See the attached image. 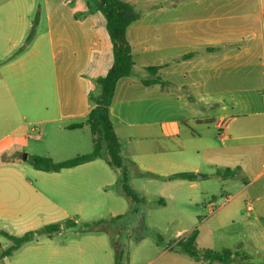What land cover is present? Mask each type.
<instances>
[{
  "label": "rangeland",
  "instance_id": "obj_1",
  "mask_svg": "<svg viewBox=\"0 0 264 264\" xmlns=\"http://www.w3.org/2000/svg\"><path fill=\"white\" fill-rule=\"evenodd\" d=\"M138 1V10L158 5ZM159 3L167 8V0ZM0 5V143L19 134L21 139L17 151L3 154L1 161H13V186L20 178L24 197L42 202V213L34 220L0 222V231L20 237L51 224L62 227L52 237L42 236L3 259L12 241L0 234V264H115V260L125 264L129 250L153 247L160 236L165 239L161 245L179 250L175 243L193 231L198 249L225 251L213 250L210 242L216 220L228 215V196L191 208L170 204L165 210L155 203L165 185L145 168L174 171L150 156L167 146L157 130L142 140L137 130L117 126L130 187L144 198L133 206L122 191L121 172L102 159L59 173L37 171L23 159L39 156L60 163L93 151L88 125L68 127L85 122L88 105L94 108L101 99L98 80L114 64L113 42L97 0H0ZM53 41L58 44L56 59ZM124 85L121 82L117 90ZM131 93L136 92L127 96ZM122 103L124 116L148 107L139 97L129 96ZM105 183L112 185L108 194L100 191ZM112 210L119 211V219L112 217ZM71 223L75 225L68 227ZM52 253L53 262L48 260Z\"/></svg>",
  "mask_w": 264,
  "mask_h": 264
},
{
  "label": "crops",
  "instance_id": "obj_2",
  "mask_svg": "<svg viewBox=\"0 0 264 264\" xmlns=\"http://www.w3.org/2000/svg\"><path fill=\"white\" fill-rule=\"evenodd\" d=\"M153 1L158 5L143 10L136 8L141 1H124L141 17L126 33L132 75L118 82L125 85L116 88L110 103L115 132L117 126L134 129L143 140L159 131L167 146L150 156L174 171L145 168L165 185L154 202L167 210L170 204L191 208L228 196V215L216 220L210 248L233 250L231 264H264V0H167V8ZM57 47L53 41V59ZM150 67L160 68L166 86L143 85ZM130 92L148 107L124 116L122 101ZM91 109L88 105L86 117ZM19 140L20 134L0 143L1 223L22 224L42 213L41 200L24 197L20 178L13 186V161H1L17 151ZM179 173L196 178L168 180ZM111 186L102 184L100 191L108 194ZM119 214L112 210V217ZM142 242L143 237L137 243ZM164 242L160 236L153 247L129 250L125 264H207Z\"/></svg>",
  "mask_w": 264,
  "mask_h": 264
},
{
  "label": "trees",
  "instance_id": "obj_3",
  "mask_svg": "<svg viewBox=\"0 0 264 264\" xmlns=\"http://www.w3.org/2000/svg\"><path fill=\"white\" fill-rule=\"evenodd\" d=\"M97 1L99 2V9L105 14L107 20V27L113 42L115 60L107 75L98 80L102 88L101 99L98 100L96 106L91 109L85 122L73 124L68 127L69 130H76L82 128L85 124L88 125L92 133L93 151L88 154L78 155L73 159L60 163H55L50 158L39 156L29 157L28 162L37 171L59 173L63 170L73 169L102 159L110 167L121 172V187L123 193L132 202H137L139 198L130 187L128 171L124 166L122 157V146L111 119L110 103L115 95L118 82L132 75L134 67L132 61V48L127 40L126 33L129 25L140 19L141 13L136 11L132 4L122 0ZM102 3L104 5H102ZM147 72L149 77L142 79L143 85L148 88L166 86L167 82L162 78L160 68L150 67L147 68ZM195 178L196 174L194 173H179L170 176L168 180H193ZM119 218L120 217H117L115 219ZM101 223L107 222L104 221ZM71 225L74 226L75 223L67 224L68 227ZM61 230L62 227L59 224H51L38 230L29 231L20 237L12 236L5 231H0L1 235L12 241L11 246L4 251L1 259L11 256L14 252L27 244L37 243L42 236L52 237ZM196 240L197 231H193L184 239L176 242V245L179 246L184 253L196 260H203L207 264H231L233 262V257L235 256L234 252L225 250L218 253L211 250H200L198 249Z\"/></svg>",
  "mask_w": 264,
  "mask_h": 264
},
{
  "label": "water",
  "instance_id": "obj_4",
  "mask_svg": "<svg viewBox=\"0 0 264 264\" xmlns=\"http://www.w3.org/2000/svg\"><path fill=\"white\" fill-rule=\"evenodd\" d=\"M102 5H104V4L102 3ZM23 159H24L25 161H28V156L25 155V156L23 157ZM199 177H201V176H199Z\"/></svg>",
  "mask_w": 264,
  "mask_h": 264
}]
</instances>
